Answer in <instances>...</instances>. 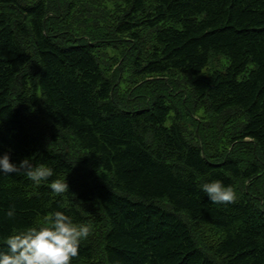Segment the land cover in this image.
I'll list each match as a JSON object with an SVG mask.
<instances>
[{"label":"trees","instance_id":"trees-1","mask_svg":"<svg viewBox=\"0 0 264 264\" xmlns=\"http://www.w3.org/2000/svg\"><path fill=\"white\" fill-rule=\"evenodd\" d=\"M77 1L0 0V154L54 169L0 174V249L62 211L72 264H264V0Z\"/></svg>","mask_w":264,"mask_h":264},{"label":"clouds","instance_id":"clouds-1","mask_svg":"<svg viewBox=\"0 0 264 264\" xmlns=\"http://www.w3.org/2000/svg\"><path fill=\"white\" fill-rule=\"evenodd\" d=\"M11 173H22L39 185L49 181L54 169L45 163L33 164L30 158L14 163L8 151L0 154V174ZM49 186L58 195L69 191L67 180L55 179ZM202 191L217 204L231 203L235 199L233 188L219 180L203 184ZM6 215L14 218L15 209H9ZM89 234L90 225L78 224L70 215L55 211L45 226L29 227L8 236L4 243L6 250L0 249V264H72L81 242Z\"/></svg>","mask_w":264,"mask_h":264},{"label":"rangeland","instance_id":"rangeland-1","mask_svg":"<svg viewBox=\"0 0 264 264\" xmlns=\"http://www.w3.org/2000/svg\"><path fill=\"white\" fill-rule=\"evenodd\" d=\"M78 2V4H82L83 6H88V4H92V3H94L95 1L94 0H79V1H77ZM107 4V6H108V9L110 10L109 12H115L116 11V4L117 3H111V2H107L106 3ZM225 65H227V62L224 60V59H218V60H216L213 64H212V66L210 67V68H208L207 70H206V72H205V74L206 75H208L213 69H215V68H221V67H224ZM186 82H185V81ZM163 81H165V82H168L167 81V79L166 80H163ZM192 81V79L191 78H188V77H182V76H179L178 77V79H177V81H176V84L177 85H179L180 87H184L183 89L184 90H186V89H188V83H190ZM188 82V83H187ZM187 83V84H186ZM186 85V86H185ZM173 91V93H175L174 92V89L172 90ZM182 93V92H181ZM181 95V94H180ZM177 98H178V96L176 95V94H173V96L171 97V101L172 102H174V101H177ZM192 99V98H191ZM180 100V99H179ZM177 103H178V101H177ZM193 105H195V106H190V107H192V110L194 111V117H195V119L196 120H199L200 122L202 121V120H204V121H209V118H210V113H209V111H208V109H205V108H201L199 105H196V104H194V103H192ZM173 105H175V104H173ZM178 106V105H177ZM197 106V107H196ZM199 106V107H198ZM179 107V106H178ZM180 108V107H179ZM182 115L184 116V118L186 119V120H189L190 118H189V116L187 115V110L189 109V108H186L185 106H183L182 108ZM192 111L190 110L188 113H191ZM185 114V115H184ZM206 114H207V117H206ZM191 129V131H193V129L192 128H190ZM37 130L40 132H42L43 133V131H45V127H44V125H39V127L37 128ZM72 147H73V145H71ZM72 147H65V150H66V152L68 153V154H72L71 153V149H72ZM57 148H59V149H61L62 147H58L57 146ZM73 155V154H72Z\"/></svg>","mask_w":264,"mask_h":264}]
</instances>
